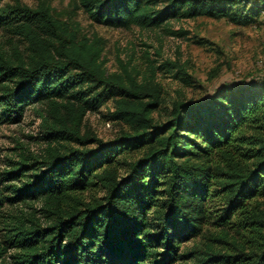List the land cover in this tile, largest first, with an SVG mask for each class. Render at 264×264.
Returning a JSON list of instances; mask_svg holds the SVG:
<instances>
[{
  "label": "trees",
  "instance_id": "obj_1",
  "mask_svg": "<svg viewBox=\"0 0 264 264\" xmlns=\"http://www.w3.org/2000/svg\"><path fill=\"white\" fill-rule=\"evenodd\" d=\"M72 4L95 23L162 27L175 36L187 32L169 29L171 19L248 24L264 11V0ZM2 28L24 47L0 52V121L19 122L36 103L51 119L44 154L0 174L15 182L0 187V264H176L190 254L179 253L180 245L208 221L232 251L207 246L193 264H264V80L221 85L195 102L177 98L160 119L159 83L139 80L134 69L107 73L101 38L79 34L43 2L31 8L0 0ZM166 63L189 84L181 66ZM109 101L110 121L125 129L104 141L83 131V120ZM92 191L101 194L87 197ZM34 200L42 203L34 210L40 217L4 214L5 205ZM228 228L243 240L227 241Z\"/></svg>",
  "mask_w": 264,
  "mask_h": 264
},
{
  "label": "rangeland",
  "instance_id": "obj_2",
  "mask_svg": "<svg viewBox=\"0 0 264 264\" xmlns=\"http://www.w3.org/2000/svg\"><path fill=\"white\" fill-rule=\"evenodd\" d=\"M20 3L35 8L40 2L48 5L55 17L76 25L79 34L89 38L97 36L103 41L101 59L107 73L128 71L143 76L152 77L163 90L164 102L154 113L156 118L164 119L171 108V103L177 98L199 101L209 96L221 85L242 83L250 80H264V11L259 17L248 24H237L227 17L199 16L195 18L171 19L169 29H183L185 36L169 34L162 27L142 29L137 26L114 28L90 20L86 13L75 9L72 0H3V3ZM22 51L24 44L19 37L5 28L0 29V52L7 55L12 49ZM175 62L188 76L189 84L173 77L175 69L166 62ZM153 72V74H152ZM112 102L94 111H88L83 120V131L89 130L101 140H110L125 129L121 123L110 121L109 113ZM51 118L46 113L42 103H36L26 108L19 122L0 121V174L15 167L24 157H40L44 154L47 141L42 139L45 121ZM55 145V142H51ZM68 145L76 146L69 142ZM131 153L128 158H133ZM15 182L0 181L4 184ZM17 183V182H16ZM98 191L86 192L87 197L100 195ZM261 209L264 211V198ZM41 201H31L27 204L17 203L5 205L4 214L28 215L41 208ZM30 206L32 208H30ZM44 223V220L41 219ZM211 221L204 224L202 234L192 238L179 247V253L190 254L180 258L176 264H193L196 261V251H205L207 246L219 250L232 251L229 244L216 241L220 234ZM227 241L233 238L242 241L235 235L233 228L227 229ZM9 250L7 256L12 253Z\"/></svg>",
  "mask_w": 264,
  "mask_h": 264
}]
</instances>
